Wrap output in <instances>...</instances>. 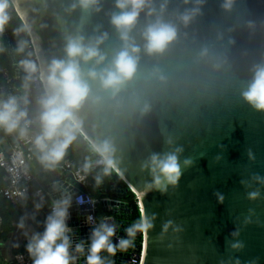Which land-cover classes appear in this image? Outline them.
Here are the masks:
<instances>
[{
    "label": "water",
    "instance_id": "95a60500",
    "mask_svg": "<svg viewBox=\"0 0 264 264\" xmlns=\"http://www.w3.org/2000/svg\"><path fill=\"white\" fill-rule=\"evenodd\" d=\"M161 2L156 0L157 7ZM192 2L168 0L164 19L177 23L178 39L161 56L141 53V75L123 94L119 106L106 99L100 105L86 104L79 113V138L89 159L86 168L96 172L99 196L105 198L95 204L94 214L99 218L102 209L99 222L106 219L118 226L114 242L127 238L125 229L133 223V211L125 198L129 191L135 192L140 213L156 216L154 227L141 236L142 264H264V184L253 179L256 175L264 178V112L252 108L241 96L254 66L264 63V0H235L230 12L221 8L223 0H204L201 14L185 27L178 22L177 13ZM71 3L8 0L7 10L18 14L36 46L41 69L54 58H64L65 37L81 22L78 9L67 11ZM100 7L99 13L85 19L83 34H97L98 27L107 32L102 49L111 58L120 48L118 34L110 24L114 0H101ZM150 19L141 14L133 32L141 46V32ZM6 32L8 55L22 80L10 30ZM203 48L209 50V56L200 59ZM222 61H226L223 67L213 68ZM157 67L165 80L146 79ZM18 90L21 93L15 94ZM0 93L4 99L15 96L20 109L28 101L39 103L42 96L36 98L33 88H4ZM145 103L149 111L142 113ZM39 113L40 105L35 114ZM105 141L114 148V167L109 174H105L106 168L98 171L101 157L94 150ZM175 147L183 148L181 162L191 158L192 164L182 167L176 186L161 193L150 186V171L141 165L152 153ZM47 189L56 201L59 194L71 196L67 220L72 230L70 254L76 257L73 264H86L91 231L98 224H89L84 207L75 205L79 192L73 173L54 168ZM257 189L260 197L249 200L248 193ZM168 220L182 231L175 233L170 227L161 238L162 225ZM237 231L239 235L233 236ZM80 241L85 244L83 253L75 251ZM235 241L244 247L233 250L230 245ZM131 249L118 250L114 256L107 252L100 255L105 264H126Z\"/></svg>",
    "mask_w": 264,
    "mask_h": 264
},
{
    "label": "clouds",
    "instance_id": "9594fccd",
    "mask_svg": "<svg viewBox=\"0 0 264 264\" xmlns=\"http://www.w3.org/2000/svg\"><path fill=\"white\" fill-rule=\"evenodd\" d=\"M184 2L188 4L189 0ZM234 2L235 0H223L221 8L225 12H230ZM203 4L204 0H193L191 7H185L183 11L177 13L178 22L187 27L201 14ZM100 5L101 0H72L67 11L72 13L78 9L81 13V22L74 33L65 37L64 58L52 59L46 69L39 68L32 60L20 62V66L27 73V79L39 73L44 88V94L39 99L41 134L36 137L34 143L42 153L41 162L47 167L55 166L64 158L67 148L76 138L75 132L80 123L79 113L86 104L100 105L107 99L119 106L123 94L141 75L139 70L141 53L150 57L161 56L178 39L177 23L164 19L168 0H163L158 7L156 0H114L115 10L111 13L110 24L118 34L120 48L109 58L102 49V45L108 39L107 32H100L98 27L97 34L92 36L83 34L85 19L93 13H99ZM7 9L8 0H0V31L9 19ZM141 14L151 18L141 32L142 46L133 35ZM208 56L209 50L201 49L199 58L205 59ZM224 63L226 61L214 63L213 68L219 70ZM145 78H157L161 82L165 80L158 67L153 68ZM241 96L252 108L264 112V63L254 66L252 78ZM140 110L142 113L148 112V104L145 103ZM26 118L27 112L20 109L15 96L0 99V128L12 133ZM167 143L172 144V141L168 140ZM95 150L103 156L106 162L105 174H109L114 167L111 158L114 152L112 144L105 141ZM182 152V147H175L163 153L154 152L143 162L141 168L150 171L151 187L164 193L169 186L177 185L182 175V167L187 168L192 164L191 158H185L181 162ZM248 155L250 160L254 159L251 151ZM253 179L264 184V178L258 175ZM217 196L223 200L219 193ZM259 197V189L248 193L249 200H256ZM83 202L82 198H77L78 204ZM70 205V195L55 201L51 213L46 218L43 232L35 233L31 237L27 251L32 258V264H73L75 261L76 257L70 254L69 233L72 230L67 225ZM155 219V214L151 216L141 214L125 229L127 238L121 237L115 242L118 226L115 223H108L106 219L101 220L91 231L86 264H105L100 255L102 252L114 256L118 250L126 251L134 246L136 235H147L154 227ZM23 226L21 221L20 227ZM170 227L175 233L182 231L180 226H173V221L168 220L162 225L161 238ZM232 235L238 236L239 231ZM230 247L233 250H241L244 245L241 241H235ZM75 251L77 253L85 251L83 241L75 245ZM236 264H239V261H236Z\"/></svg>",
    "mask_w": 264,
    "mask_h": 264
},
{
    "label": "built area",
    "instance_id": "2783aa9c",
    "mask_svg": "<svg viewBox=\"0 0 264 264\" xmlns=\"http://www.w3.org/2000/svg\"><path fill=\"white\" fill-rule=\"evenodd\" d=\"M7 15L8 10H7ZM9 21V19H8ZM7 31V30H6ZM2 30L1 33L7 32ZM7 38V35H6ZM8 42V38H7ZM2 41L0 40V50L2 48ZM29 53L34 57L35 63L40 68V58L37 53L36 46L31 39L29 46ZM2 78L10 80L7 70L0 68V91L2 88ZM30 80L33 82V89L37 92L44 91L43 85L39 79V73L34 75ZM29 96H27L28 98ZM4 134L12 139V145L8 153L0 151V168L4 171L5 185L0 188V199L8 200L12 205H20L24 199L35 198L39 201H44L46 197L51 196L50 191L45 184H42L39 178L31 169V162L35 158L36 145L34 143L36 137L41 134V125L39 121V114L27 117L17 130L12 133H7L1 128ZM75 133L82 135L81 130H76ZM86 140V137H84ZM92 147V146H91ZM94 147V146H93ZM96 148L94 147V150ZM96 151V150H95ZM97 152V151H96ZM101 159L97 162L98 167L106 166L103 156L97 152ZM53 168H63L73 173L74 185L78 189L79 194L76 196L74 202L78 207H84L83 212L87 213V221L89 224L95 226L99 222V218L95 217V204L105 200V198L95 197L89 189L93 182L86 167L73 168V162L70 159L61 160ZM135 193V192H134ZM77 198H82L83 203L78 204ZM137 204L139 205V197L136 196ZM52 209V207H51ZM1 225V219H0ZM137 237V236H136ZM134 238V246L130 251V257L126 264H142L143 261V238L142 241H136ZM26 241V251L18 253L14 256L12 264H32V258L27 251L28 239Z\"/></svg>",
    "mask_w": 264,
    "mask_h": 264
},
{
    "label": "crops",
    "instance_id": "0c3cea01",
    "mask_svg": "<svg viewBox=\"0 0 264 264\" xmlns=\"http://www.w3.org/2000/svg\"><path fill=\"white\" fill-rule=\"evenodd\" d=\"M17 64L20 65L19 60H17ZM2 69L8 71L7 67H4ZM18 78L19 77L17 76V70L13 80L11 79L8 81L5 78H2V88L3 89L23 88L22 85L18 84V82L21 81ZM20 93L21 92L18 90L15 94H20ZM0 99H4L1 93H0ZM29 102L30 101H28L26 104H28ZM11 145H12L11 137L3 135L0 128V151H4L8 153L11 148ZM41 155L42 153L36 148L35 159L34 161L31 162L30 165L32 171L39 178L41 183L47 186L50 179L52 178V171H54V168L45 166V164L41 162L40 159ZM98 169L100 170L101 168ZM4 184H5L4 179L0 177V188ZM107 187H108V181H107ZM95 188L98 190L99 193L98 183L96 182V178H95ZM61 198H65V196L63 194H59L58 200H60ZM55 201L56 200L52 196L46 197L44 201H39L38 199L31 197L24 199L23 202L18 206L9 203V206L1 207L0 219L2 223V219L4 218L3 219L4 224L3 227L0 226V264H12L14 260V256L16 254L26 251L25 239L27 238L28 241H30L31 237L38 232V228L45 225L46 218L49 215L50 209ZM38 205L39 207H37ZM102 216H103V211L101 209L99 213V218H102ZM21 221H23V225H24L23 227H20Z\"/></svg>",
    "mask_w": 264,
    "mask_h": 264
},
{
    "label": "trees",
    "instance_id": "16d2710c",
    "mask_svg": "<svg viewBox=\"0 0 264 264\" xmlns=\"http://www.w3.org/2000/svg\"><path fill=\"white\" fill-rule=\"evenodd\" d=\"M9 14V21L4 25L3 30H10V37L12 40L15 58L16 60H19L20 62L22 60H32L34 61V57L29 53V46L31 45V38L29 33L25 30V24L22 21V19L18 16V14L15 11H8ZM25 33V34H24ZM0 40L2 41V48L0 50V68L7 67L8 71L10 73V80L14 79V76L16 74V68L11 64L9 55H8V42L6 38V33L0 34ZM22 80L18 82L19 85H22L23 88H26L27 90L32 89L33 82L30 79H27V73L24 72L22 69ZM44 94V91L37 92L35 97H40ZM39 108V103L36 101H30L28 104L25 105L21 110L27 112V117L35 115ZM1 132L4 134V132L1 129ZM75 140L71 143V145L67 148L66 153L64 155L63 160L70 159L73 162V168L76 169L78 167H86L88 165V155L86 154V151L82 148L84 145V142L79 138V134L75 133ZM37 148V147H36ZM35 159V158H34ZM102 170L103 168H106V166L99 167ZM98 169V171H100ZM88 173L90 175V178L93 182L92 187L89 189V192L97 197L99 196L98 190L95 188V176L96 172L88 169ZM4 171L2 168H0V177L4 179ZM5 185V184H4ZM3 185V186H4ZM2 186V185H1ZM2 186V187H3ZM125 202L129 204L130 208L133 211L132 214V221L135 222L138 217L141 215L139 205L137 204L136 200V194L132 191H129L126 194ZM9 201L6 199L0 200V212L1 207L3 206H9ZM4 219V218H3ZM3 219H2V226L3 227ZM44 230V226L38 228L37 233H41ZM136 241H142L141 237H136Z\"/></svg>",
    "mask_w": 264,
    "mask_h": 264
}]
</instances>
